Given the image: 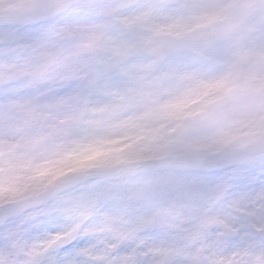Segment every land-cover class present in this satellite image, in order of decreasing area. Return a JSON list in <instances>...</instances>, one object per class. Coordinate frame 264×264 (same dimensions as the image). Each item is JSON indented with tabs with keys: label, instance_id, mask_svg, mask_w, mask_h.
I'll use <instances>...</instances> for the list:
<instances>
[{
	"label": "snow or ice",
	"instance_id": "snow-or-ice-1",
	"mask_svg": "<svg viewBox=\"0 0 264 264\" xmlns=\"http://www.w3.org/2000/svg\"><path fill=\"white\" fill-rule=\"evenodd\" d=\"M248 16L264 32V0H0V185L113 142L114 122L144 129L0 198V264H264V39L234 42ZM156 109L169 120L145 127Z\"/></svg>",
	"mask_w": 264,
	"mask_h": 264
},
{
	"label": "clouds",
	"instance_id": "clouds-1",
	"mask_svg": "<svg viewBox=\"0 0 264 264\" xmlns=\"http://www.w3.org/2000/svg\"><path fill=\"white\" fill-rule=\"evenodd\" d=\"M257 23L258 18L253 16L238 20L235 25L236 35L234 42L251 45L257 42L258 38L264 39V32L257 30ZM191 107L196 106L192 105ZM168 120L169 117L165 113L156 109L143 123L145 127H151L154 124L165 123ZM143 130L140 127L125 126L114 122L108 129L113 142L100 144L84 152L80 157H71L65 160L38 159L34 163L42 165L40 169H18L12 174V178L6 184L0 185V198L26 197L31 190L38 185L47 183L58 172L76 168L82 164L92 163L95 159L125 155L129 151L127 145L132 143ZM136 147L139 148L141 145L137 144ZM83 157L91 159H84Z\"/></svg>",
	"mask_w": 264,
	"mask_h": 264
}]
</instances>
